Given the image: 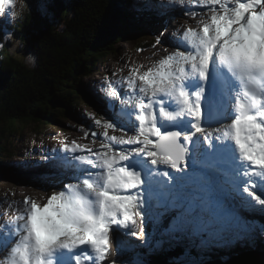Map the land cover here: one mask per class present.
Here are the masks:
<instances>
[{"label":"snow or ice","instance_id":"snow-or-ice-1","mask_svg":"<svg viewBox=\"0 0 264 264\" xmlns=\"http://www.w3.org/2000/svg\"><path fill=\"white\" fill-rule=\"evenodd\" d=\"M200 3L208 19L181 34L177 51L144 73L133 69L124 96L111 88L112 97L131 105L128 120L113 112L124 135L105 131L101 149H87L91 155L46 157L75 182L62 180L43 206L24 199V210L0 231V251L8 249L0 264H102L114 227L139 228L125 235L143 239L136 217L143 220L152 200L177 210L165 231L185 224L219 225L220 232L235 224L258 226L264 235V223L237 214L264 213V0ZM14 4L0 0V16L11 15ZM151 8L146 2L139 10ZM34 10L52 16L50 0H35ZM122 145L134 147L114 150ZM78 151L85 148L75 142L63 148ZM117 243L122 256L119 232Z\"/></svg>","mask_w":264,"mask_h":264},{"label":"rangeland","instance_id":"rangeland-1","mask_svg":"<svg viewBox=\"0 0 264 264\" xmlns=\"http://www.w3.org/2000/svg\"><path fill=\"white\" fill-rule=\"evenodd\" d=\"M135 1L137 2V0ZM23 2L24 0H20L18 11H20L22 8L24 9V7L22 6ZM146 2L152 3L153 9H159L158 8L159 0H145L144 2L139 4V7L136 6L133 0L128 3L131 4L132 7L135 6L133 9L134 12H132L133 14H137V13L141 14L142 12H148L149 14L150 12L153 13L154 11L152 12L151 10L150 11L139 10ZM161 2L164 6L163 10L165 12H166L165 5L171 6L174 14L176 16L182 17L184 28L179 29L177 24L174 27L168 25L167 31L169 32V35L167 34L165 35L167 31L162 30V26H164L163 24L164 19L162 17V14H159L158 12V16L157 15L152 16L154 29L152 34H149L151 39L150 37H147V40H153L152 42L150 41V43L151 44L153 43L152 45L155 47L160 37L163 36V44L160 48V54L158 55V58H160V56L161 57L168 56L170 50L177 46L174 43L168 45V42L170 41V35L173 32L178 30L177 34L179 36V39H182L181 34L186 29L191 28V22L189 21L186 13L188 1L185 0V4L183 6H181L178 2L175 3L170 2V0H163ZM199 3L200 0H193L194 10L197 9L198 11L203 12L199 16L198 28L202 27L200 20L204 19L205 21V13L209 16V13L207 11V6L202 5L201 7H198ZM155 19H157V21H155ZM122 23L126 27V29L123 31L124 36L128 37V39L125 42H123L121 46L118 45L117 47L118 51L115 56L119 57L120 55L126 53L125 57L121 58V60H125L129 64V66L128 68H125L123 65L117 74L121 76L122 73L125 76V84H122L120 79H117L120 83L119 84L120 88L123 89L120 93L121 96L124 95V91L127 90L128 88V78L132 76V71L134 69L133 64L131 63V59L133 58V61H136L138 67L143 69L145 68L144 59H148L150 57L146 45L144 43H141L142 42L141 36L137 35L135 37L133 30H130L126 23L124 22ZM118 32L120 33V31ZM103 35H105V33H103ZM82 38L85 40V42L83 41L80 42L82 44L81 47L79 48L78 53L72 56L71 59H69L68 61L69 65H67V67L64 70L65 74L69 72V75L63 80V83L59 85V87L67 88L66 90L67 97L69 96L70 101L72 100V102L73 101L76 102V95L78 94L77 93L78 82L80 81L81 77L86 73L84 72L85 65L87 63L90 64L95 58L99 56L96 53V49L94 48V46H90L88 44L89 47H86V43H91V42L93 43L95 41H91L90 38L87 39L84 35L82 36ZM0 39L1 41H3L2 37H0ZM10 42L11 45L9 47V52L12 54V57L13 58L16 57L18 61L24 63L25 65H28L29 63L27 58L29 55L32 56L30 48L27 45H25V43L17 39L15 35L14 37H12ZM4 43L7 45V47L9 46L8 42H4ZM182 49L183 48H180V50ZM21 50H23L24 53H22ZM81 52L84 53V55H81ZM1 53H4V51H2ZM141 56L143 57V59L141 58ZM126 62L124 64H127ZM112 65L113 62L109 60L107 61L105 67L102 66L101 63L98 65V67L109 69L113 72ZM153 65L154 64H149L148 66L152 67ZM28 66L32 67V65L30 66V64ZM100 77L101 75L98 71L94 74V77H88L86 79L84 78L82 80V84L84 87V91H86L87 94L90 93V95L93 97L102 94L103 95L102 98L104 101H102V99L100 101L106 103L107 106L104 107L103 109L101 103L98 102L96 104L97 105L96 109H98L99 111L95 112L93 107L91 106L87 107L83 105L79 108L82 111L87 110L88 113L85 111L86 113L82 121L76 120L75 119L76 117L73 119V117L71 116L70 118L67 119V121L64 120L63 122L60 123V125H64L63 126L64 127L63 130L65 132L64 141L68 146L71 147L73 142L79 145H86L87 148L91 149L93 153L101 149L103 143L102 135L105 131L107 132L111 131V134L109 136L115 135L119 137L124 135V133H121L117 128H106L105 125L108 123H113L115 125L116 120L113 117L114 111L117 113V115L122 116L124 120H128L126 110L129 107H131V105L118 102L117 97L116 98L112 97L110 95L111 90L109 91L108 95L103 94L101 92V86L103 85V87H105L106 85L102 82V79ZM91 80L96 81L97 86H99L100 84V87L98 88L88 85L91 82ZM43 82H45V80H43ZM47 83L49 84V82ZM6 87L7 89H9L10 86L7 85ZM2 89L4 90V87ZM45 95H48V98L47 100H45L44 107L46 105H49L51 108H53L54 96L51 95L50 92L45 93ZM60 96L63 97L61 94ZM93 100L95 99L93 98ZM67 104L69 103L67 102V99L65 97L62 101V105L60 109L68 113V110L65 109ZM120 109H125V111L121 112L119 111ZM99 113L103 115L105 119L103 120L100 119L98 115ZM1 117L8 118L7 115L4 116L0 115V118ZM13 118L14 119L10 118L11 126L14 127L13 137H9L7 133L0 134V137L6 143V146L10 150L9 157L14 156V158H7V164L10 165V167L13 168V170L9 168L6 172V175L10 176L11 174V176L9 178L7 176L5 178H0V200H1L0 230L5 232L7 231L6 222L11 221L15 216H17L20 212L24 210L25 206L23 204V201L25 198H30L32 202H36L41 206H43L47 203L48 199L54 193L59 192L63 189L64 184L68 182H73L68 180V176L70 175V173H65L64 175H61L60 172L53 167L52 163L46 160V157H48L49 155L55 156L57 153L69 157H75L83 154L79 151L74 154L70 152L65 153L63 152L64 145L61 146L62 150H56L55 148L48 147V144L50 143L44 140L45 139L47 140V138L52 137V134L56 133V130H53V127L51 125L48 126L47 128L46 126L42 127L40 131L42 130H46V131L40 134V133H35L34 130L37 128H27L28 121H26L25 118H19V119L15 117ZM95 119H97V121H100V124L97 125L95 123ZM93 133L96 134L95 138H93L92 135ZM128 134L133 135L134 133L129 131L127 135ZM0 144H1V140H0ZM9 144L12 145L10 146ZM39 147H41V150L39 149ZM124 147L127 148L134 146L123 145L122 148ZM87 153L91 155V153L89 152ZM0 154H2V156L7 155V150L3 149L0 146ZM0 165L4 168L7 167V166H3V161H0ZM8 172L11 173L9 174ZM38 175H42L44 178H38L39 177ZM17 177L19 181L15 180L17 179ZM163 179L164 178L161 176L153 177L154 181H159ZM62 180L64 181V184L61 183ZM21 195L23 197L22 199L20 198ZM151 207L152 209H157L158 212L151 215L150 216L151 219H149V223H146V225H144L145 227L143 228L144 230L143 239L144 238L147 239L145 244L142 243L143 239L141 240L131 235H125V233H130L131 231H138L139 228L124 229L122 233L123 235H121V239L124 242L123 243L124 247L129 248V252L135 251L137 253L134 256L132 254L128 255V253L122 247V249H120V251H122V256H121L120 254H118V248H117V256L106 258L102 262V264H127V262L130 261L132 264H225L227 260H228L227 263L231 264L234 261L243 259L247 255L246 253L245 255L241 256V259L240 257L231 258V256L235 252H237L236 248L239 246V244H242L244 247L243 243H247L246 247L251 245V247L254 250V247L256 246L255 244L253 246L251 241L257 240L260 236H263L260 232V229L257 227L251 230H246L240 227L239 225H235V224L232 225L228 231H220L216 233L209 232L208 229L198 230V228L194 225H185V224L178 225L177 228L172 231H165V229L169 228L171 219L177 215V210L168 209L166 207L164 208V206L158 205L156 200H152ZM242 210L247 212L245 218H243L242 215L240 214ZM248 212L249 211L244 208H239L237 210V214L243 220H247V221L249 218ZM257 212L258 211H255L253 215L250 214V216L252 215L256 221L259 220V217L256 215ZM161 213L163 215H160ZM1 219H4L6 221L4 226L1 224ZM151 221L152 223H150ZM137 225L140 227V224L138 222ZM182 227L185 228L186 233L184 232ZM151 229H152V233L150 235L149 230ZM195 232H197V235L194 238H192V235ZM117 233L118 231L115 230L112 231L110 235L112 236V240L115 239ZM219 237H222L223 239L219 240L218 239ZM260 240L261 239H259V241ZM127 241H136L139 249L127 243ZM195 241H198V244L195 243ZM14 243L15 240L13 241V244ZM171 243H172V248L169 247ZM11 246L12 245H9V247ZM252 248L243 249L241 250L240 253L237 252V254H241L243 251H246L247 249L252 250ZM7 254H8V249H5L4 251H0V261H3L7 256ZM144 258H146L147 261H145ZM206 259L209 260L208 263L204 262ZM140 260H143L144 262ZM261 264H264L263 260L261 261Z\"/></svg>","mask_w":264,"mask_h":264},{"label":"trees","instance_id":"trees-1","mask_svg":"<svg viewBox=\"0 0 264 264\" xmlns=\"http://www.w3.org/2000/svg\"><path fill=\"white\" fill-rule=\"evenodd\" d=\"M125 4L124 0H69L68 3H66L65 0H58L56 4L53 5L54 7L51 8V18L43 17L38 14L33 17L28 12L27 20L21 23L20 30H16L14 35L30 48L32 56L35 57V66L29 67V64L25 65L11 55H8L7 63L5 64V57L7 54L5 51L4 53H0V115L8 116V118H0V134L7 133L9 137H13L14 127L11 126L10 122V118L14 119L13 117L18 119L25 118V120L28 121L27 128H37L34 130L35 133L41 134L46 131H40L42 127L46 126L47 128L51 125L53 129H55L56 127L54 126L60 127L61 121H67L71 116L73 119L76 117V120L82 121L83 117L74 112V104H78L79 107L83 105L87 107L91 106L95 112L99 111L96 109L97 103L90 97V93L87 94L86 91H84L82 84L84 78L94 77L95 72L91 75V73H93L92 67L95 66L92 62L91 64L87 63L85 65L84 71L86 73L91 71L90 75L83 78L81 77L82 80L80 79L78 82L77 93L81 95L76 98L78 102L70 101V97H67L66 93L67 88L59 87V85L62 84L63 80L69 75V72L66 74L64 72L67 65H69V59L78 53L82 44L80 42H85L82 38L83 35L87 39L90 38L91 41H95L93 43H86V47H89V45L94 46L99 56L105 55L109 51L111 46L110 42L116 47L120 45L116 38L111 39L106 35L101 36L98 33L100 28L103 33H111L112 35H116L118 29L120 31L119 35L117 34L118 37H124V39H122L124 42L128 39L124 36L123 31L126 27L122 22L127 23V17L128 21H130L131 14L123 9ZM109 6H113V8L118 11V15L108 10ZM153 11V13L150 12L151 16H158V12L161 14V10L159 9H153ZM19 12H24V9L22 8ZM134 15L139 17L142 13ZM115 21H120V23ZM155 21H157V19H155ZM134 25L135 28H133V30L139 32L138 35L142 38L141 43L145 44L146 41H153L147 40V37L150 36L148 32L143 30L145 27L144 25L137 24V22H134ZM141 32H146V37H143ZM114 49L115 47L110 50L112 51ZM21 52L24 53L23 50H21ZM81 55H84V53L81 52ZM102 58L103 57H101V59ZM100 63L101 62L98 61L96 67H98ZM43 80H45V82H43ZM47 82H49V84ZM7 85L10 86L9 89H7ZM3 87L4 90L2 89ZM81 88H83V91L80 92ZM47 92H50V94L54 96L53 108L49 105L44 107L45 100L48 98V95H45ZM60 94L63 97H61ZM82 95H86L85 99H82ZM65 97L69 103L65 107L68 113L60 109ZM98 115L100 119H105L100 113ZM0 140V146L7 150V155L2 156V154H0V161H3V166L8 167L4 168L0 165V178H2L6 177L7 170L11 168L10 165L7 164V158H14V156L9 157V148L1 137ZM9 145L11 146L12 144ZM11 170H13V168H11ZM10 176L8 175L7 177L9 178ZM15 180H18V177ZM256 215L258 217H263V213L260 212H257ZM259 239L261 240L259 241ZM251 243L253 246L255 244L256 249H247L245 254H248L250 251L264 252V235L260 236L257 240L251 241ZM243 244L244 247L241 244L236 248L237 252L240 253L243 249L252 248L251 245L246 247L247 243ZM169 247L172 248V243ZM126 250L129 252V248ZM129 253L134 256L137 252L131 251ZM245 254H242V256ZM236 257L240 256L238 254H233L231 256V258ZM144 260L147 261L146 258H144ZM206 261L208 260L206 259L204 262ZM227 262L228 260L225 263Z\"/></svg>","mask_w":264,"mask_h":264},{"label":"bare ground","instance_id":"bare-ground-1","mask_svg":"<svg viewBox=\"0 0 264 264\" xmlns=\"http://www.w3.org/2000/svg\"><path fill=\"white\" fill-rule=\"evenodd\" d=\"M126 3H128V2H126ZM186 9V8H185ZM167 56H165V57H161L160 56V58H158L157 57V65L156 66H158V64H159V61L160 60H162V59H164V58H166ZM152 67H155V65H153ZM83 91V90H82ZM138 95V94H137ZM88 96H90V95H88ZM137 97L136 96H133V100H135ZM102 99V101H104L103 100V98H101ZM97 101V102H96ZM96 103H98V100L96 99ZM114 101V100H113ZM97 106V105H96ZM82 117H84V116H82ZM214 127H217V124H215L214 125ZM198 136L199 135H202V134H197ZM81 147L82 148H85V151L83 152V154L84 155H87L88 153V151H87V146L86 145H81ZM206 147V146H205ZM118 149V146H115L114 147V150H117ZM60 150H62V149H60ZM88 155H90V154H88ZM9 174L11 173V172H8ZM6 176H8V175H6ZM2 178H5V177H2ZM73 182H75V181H73ZM29 183V182H28ZM31 183V182H30ZM249 214H252V211H249L248 212ZM240 214L242 215V217L243 218H245L246 217V214H247V212L246 211H244V210H242L241 212H240ZM5 220L4 219H1V224L4 226V224H5ZM1 231V230H0ZM239 245H241V244H239ZM126 249H128V248H126ZM259 254H261V255H259ZM257 257V258H256ZM264 261V252L262 253V252H257V251H250L243 259H241V260H237V261H234V262H232L231 264H256V262H257V264H261V261ZM207 263L209 262V260L208 261H206ZM225 264H228V263H225Z\"/></svg>","mask_w":264,"mask_h":264},{"label":"clouds","instance_id":"clouds-1","mask_svg":"<svg viewBox=\"0 0 264 264\" xmlns=\"http://www.w3.org/2000/svg\"><path fill=\"white\" fill-rule=\"evenodd\" d=\"M27 60H28V63L30 65H32L33 67L35 66V57L34 56L29 55Z\"/></svg>","mask_w":264,"mask_h":264},{"label":"water","instance_id":"water-1","mask_svg":"<svg viewBox=\"0 0 264 264\" xmlns=\"http://www.w3.org/2000/svg\"><path fill=\"white\" fill-rule=\"evenodd\" d=\"M259 255H261V254H259Z\"/></svg>","mask_w":264,"mask_h":264}]
</instances>
